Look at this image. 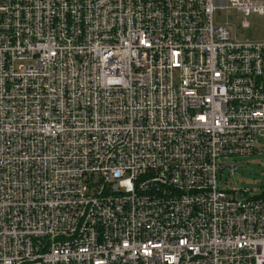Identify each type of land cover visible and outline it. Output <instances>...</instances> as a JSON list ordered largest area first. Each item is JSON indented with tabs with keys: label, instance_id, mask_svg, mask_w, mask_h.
<instances>
[{
	"label": "built area",
	"instance_id": "built-area-1",
	"mask_svg": "<svg viewBox=\"0 0 264 264\" xmlns=\"http://www.w3.org/2000/svg\"><path fill=\"white\" fill-rule=\"evenodd\" d=\"M224 10L264 0H0V264H264V195L218 186L264 43Z\"/></svg>",
	"mask_w": 264,
	"mask_h": 264
},
{
	"label": "rangeland",
	"instance_id": "rangeland-1",
	"mask_svg": "<svg viewBox=\"0 0 264 264\" xmlns=\"http://www.w3.org/2000/svg\"><path fill=\"white\" fill-rule=\"evenodd\" d=\"M228 17H232L231 23L236 28L237 34H240L244 39L264 43V15L243 16L234 11L224 10L214 16V22L223 24ZM242 21L248 25L247 28L240 27ZM234 165L237 167L235 173L231 175V166ZM218 186L228 195L230 191L236 190L235 197L237 199L246 196L242 193L245 189L252 190L247 194L250 197L264 195V138L259 140L255 153L251 155L220 158Z\"/></svg>",
	"mask_w": 264,
	"mask_h": 264
}]
</instances>
